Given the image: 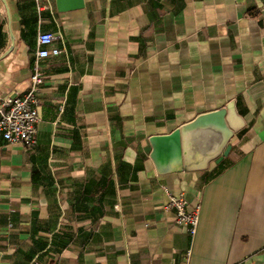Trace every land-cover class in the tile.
<instances>
[{"label":"crops","instance_id":"obj_1","mask_svg":"<svg viewBox=\"0 0 264 264\" xmlns=\"http://www.w3.org/2000/svg\"><path fill=\"white\" fill-rule=\"evenodd\" d=\"M263 1L0 0V106L29 88L40 32L62 50L36 146L0 134V264H264ZM232 100L228 154L177 168L165 137ZM169 192L201 205L194 237Z\"/></svg>","mask_w":264,"mask_h":264},{"label":"built area","instance_id":"obj_2","mask_svg":"<svg viewBox=\"0 0 264 264\" xmlns=\"http://www.w3.org/2000/svg\"><path fill=\"white\" fill-rule=\"evenodd\" d=\"M38 10L43 8L44 0H35ZM264 11V1L259 8ZM57 35L54 32L42 31L38 34L34 69L30 85L22 94H9L1 97L0 134L8 144L19 143L26 148H34L37 144L38 123L40 121V92L45 80L43 60L59 55L62 50L54 44ZM169 199L165 205L167 210H173L176 223L186 227L191 237L198 231L201 215V205L188 208V199L184 193H168ZM187 255L191 249H187Z\"/></svg>","mask_w":264,"mask_h":264},{"label":"water","instance_id":"obj_3","mask_svg":"<svg viewBox=\"0 0 264 264\" xmlns=\"http://www.w3.org/2000/svg\"><path fill=\"white\" fill-rule=\"evenodd\" d=\"M57 4L60 9L81 8L84 0H57ZM245 126L246 120L232 100L225 107L197 115L165 139L176 149L177 168L206 170L212 162H219L228 154L230 141Z\"/></svg>","mask_w":264,"mask_h":264},{"label":"trees","instance_id":"obj_4","mask_svg":"<svg viewBox=\"0 0 264 264\" xmlns=\"http://www.w3.org/2000/svg\"><path fill=\"white\" fill-rule=\"evenodd\" d=\"M222 169H223V164H220V166L215 170V174H217Z\"/></svg>","mask_w":264,"mask_h":264}]
</instances>
